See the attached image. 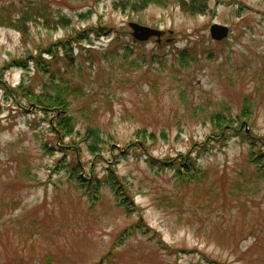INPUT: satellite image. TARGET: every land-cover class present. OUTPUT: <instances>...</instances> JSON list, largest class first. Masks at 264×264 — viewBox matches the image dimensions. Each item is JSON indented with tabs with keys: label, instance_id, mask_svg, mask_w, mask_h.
Instances as JSON below:
<instances>
[{
	"label": "rangeland",
	"instance_id": "374dc122",
	"mask_svg": "<svg viewBox=\"0 0 264 264\" xmlns=\"http://www.w3.org/2000/svg\"><path fill=\"white\" fill-rule=\"evenodd\" d=\"M37 3L45 19L23 20L25 7ZM130 21L164 34L136 41ZM214 22L229 27L227 38H211ZM91 25L112 31L92 34L91 51L78 52L65 74L82 90L69 99L66 155L51 129L58 115L3 88L32 75L21 66L29 54L54 50ZM188 46L199 59L182 65L172 51ZM247 96L254 106L244 129L264 151V0H207L206 12L194 15L177 0H0V264H99L116 235L139 219L167 248L137 233L117 248L116 264H264V173L254 172L244 142H214L198 155L208 174L188 188L146 159L194 158L195 143L213 128L211 115L228 107L235 115ZM87 127L100 139L98 155L72 146ZM152 133L143 146V134ZM73 153L83 178H102L116 160L120 185H131L138 209L117 204L105 184L92 203L66 168H54Z\"/></svg>",
	"mask_w": 264,
	"mask_h": 264
},
{
	"label": "trees",
	"instance_id": "16d2710c",
	"mask_svg": "<svg viewBox=\"0 0 264 264\" xmlns=\"http://www.w3.org/2000/svg\"><path fill=\"white\" fill-rule=\"evenodd\" d=\"M160 1H164V4L166 3V0H140V3H159ZM177 2L179 3L181 10L189 15L204 14L207 10V0H177ZM44 13L45 9L42 8V6L38 8L37 3V5L33 7L26 6L25 11L21 14V18L23 20L26 19L29 22L39 20L34 18L41 17L45 19ZM19 22L20 20L17 19L16 23ZM13 26H15V24ZM16 28L18 31L21 30L19 29L20 27L18 24L16 25ZM111 31L112 28L103 29L100 26H86L82 30L71 34L67 38L57 41L56 48L54 50L47 47L45 48V51L38 50L35 54H29L27 63L22 64L21 66L28 75L30 73H32V75L27 76V79L25 80L22 79L15 86L10 85L8 88L3 89L6 91L15 90L16 93H19V95L21 94V100H26L29 103L30 101L33 102L36 105V108H40L43 112H52L54 116L58 115L56 119L51 122V129L52 132H58L61 141H63L65 137L72 133L71 128L74 127V124L72 123L73 118L69 111L70 96L76 94V92L73 93L74 91H80V93L82 91L81 86H76V84L72 83L70 79L67 82L65 74L67 75L68 68L72 67L76 63L78 56L81 54L80 53L78 55V52L81 50H84L85 52L91 51L93 44L92 39L90 38L92 34L100 37L103 34L110 33ZM75 49L79 50L76 55L74 53ZM202 53H204V51ZM172 54L179 55V62H181L182 65L199 59L197 57L196 49L190 46H188L185 50L177 49L176 51H172ZM19 62H22V60ZM12 65L14 64H7L3 67V70ZM35 75H38L39 77L42 76L43 80L40 83H35ZM44 76L48 79H55V81L50 82V80H48L46 82ZM238 97H240V93ZM250 98V96H247V98L243 100H238L237 107H235V115L230 112L229 107L223 108L218 112L215 111V113L211 115L210 122L213 128L211 133L207 135L203 141L195 143L194 158H191V155L188 153L182 160L171 159L170 161L167 160L162 162L160 160H154L152 156H147V162L150 166L156 168L160 167L163 169V167H169V169L173 171L174 177L177 179L182 188H188L193 184L200 185V183H203V180L206 178L208 170L198 163L196 160L198 159V155H201L210 147H213L212 145L214 142H217L220 146L225 147L233 137H236L249 147L247 160L253 164L254 172L259 175H263V148L260 147L262 148L260 149L257 138L250 136V134L244 129L245 123H252L250 116L253 112L254 103L248 102ZM153 134L154 133H152L149 137L143 134L141 137L143 146H145V142L148 138H152V136L154 138ZM93 135L94 132L92 129L87 127L85 134H79L78 140L73 142L74 145L72 146L74 147V150L79 148L80 144L83 143L90 153L98 155L101 152L99 144L100 139L96 135L93 137ZM62 143L64 146H61V150L67 155L68 150L66 148H69L71 145L65 143L64 141ZM74 155L75 153L72 154V158H70L68 162H66L65 159L62 163H59L61 160L56 161L54 168L55 170H60L61 166L66 168L68 176L75 178L76 181L79 182L81 190L89 196L92 203H95L96 199L100 197L99 188L105 184L109 185L113 195L118 197L116 201L117 204L124 205L128 208L129 212L134 209H138L134 203V197L130 193L131 185L128 184V188L120 185L124 182H122L123 177H120L116 172V160L108 162L110 164L105 169V174L102 178H97L95 175L94 177L83 178L79 175L80 165L78 161H76V158L73 157ZM148 230V226L140 219L131 223L129 226H126L116 235L109 250L103 254L98 263L103 264L104 260H106L105 264H116V261L113 260L114 257L117 259L121 255L117 248L121 246L127 238L135 236L137 233H143L145 234L146 240H153L154 243L163 246L162 248H167V245L162 242L161 238L156 236L158 234L156 230ZM176 250L177 249H173V251ZM179 251L181 250L179 249L178 252ZM209 261L212 262L211 260Z\"/></svg>",
	"mask_w": 264,
	"mask_h": 264
},
{
	"label": "water",
	"instance_id": "95a60500",
	"mask_svg": "<svg viewBox=\"0 0 264 264\" xmlns=\"http://www.w3.org/2000/svg\"><path fill=\"white\" fill-rule=\"evenodd\" d=\"M128 26L131 29V35L134 39L139 41H145L152 36H156L157 40L164 33L163 30L154 28L151 26L143 25L135 21H130ZM229 33V28L225 24L214 22L209 27V34L212 39L221 40L225 38Z\"/></svg>",
	"mask_w": 264,
	"mask_h": 264
}]
</instances>
